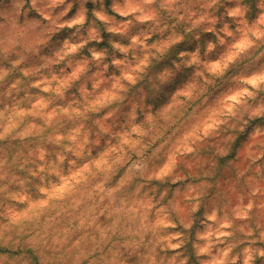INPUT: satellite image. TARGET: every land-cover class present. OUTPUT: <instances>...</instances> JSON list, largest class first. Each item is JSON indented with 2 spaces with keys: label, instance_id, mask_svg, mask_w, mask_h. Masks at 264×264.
Returning a JSON list of instances; mask_svg holds the SVG:
<instances>
[{
  "label": "clouds",
  "instance_id": "clouds-1",
  "mask_svg": "<svg viewBox=\"0 0 264 264\" xmlns=\"http://www.w3.org/2000/svg\"><path fill=\"white\" fill-rule=\"evenodd\" d=\"M0 9L18 27H53L25 49L39 58L30 69L26 34L0 23V264H192L189 244L197 264L264 261V124L242 166L239 148L221 165L233 155L222 146L211 172L200 165L211 141L264 120V0ZM253 56L257 68L233 71Z\"/></svg>",
  "mask_w": 264,
  "mask_h": 264
},
{
  "label": "rangeland",
  "instance_id": "rangeland-1",
  "mask_svg": "<svg viewBox=\"0 0 264 264\" xmlns=\"http://www.w3.org/2000/svg\"><path fill=\"white\" fill-rule=\"evenodd\" d=\"M108 4H109V0H105V7L106 8L108 7ZM88 7H89V9H91L92 5L89 4ZM14 15H15V13L13 11L6 10V9H0V23H7L8 25L11 26V29L14 32H22V33L26 34V44L24 45V47L19 49V54L23 55L25 57V64L23 66L28 67L30 69H34L35 67L38 66L39 58L33 57L31 54V51H26L25 49H31L33 45L43 46L46 43V38L44 35H42V33L52 32L53 27L51 25H46L42 28H36L34 25L24 23V22H21L20 26L18 27L16 21L13 19ZM33 15H35V13H33ZM98 27H101V29H102L103 26L98 25ZM134 31H135V29H134ZM177 31H182V28H177ZM201 31H202V29H201ZM60 35L62 36L63 33H61ZM207 38L208 37H205V39H207ZM153 39L155 40L156 37H153ZM186 39H190V37H186ZM107 40H108V36H107V34H105V44L102 45L103 47H108ZM53 42H54V40H53ZM125 42H126V40H125ZM97 47H101V45H97ZM180 47H185V45H181ZM201 47L203 48V41H201ZM46 51H47V49H46ZM175 52H176V49H173V51L169 54V57L163 58V64H156V62L154 61L153 62V64H154L153 70H156L157 68L163 67V65H165V64H167V65H169V67H171V65L169 63V58L174 57ZM109 53L111 54L110 48H109ZM4 62L5 61L3 58V54L0 53V63H4ZM260 63L264 64V61H261ZM257 67H258V65L255 62V59L253 56V57H249V58L245 59L241 64L235 66L233 71L234 72L237 70L245 71L248 69H255ZM109 71H112V69H110ZM187 75H188L187 72L181 73L177 77L176 83L179 84L181 81H183L187 77ZM229 75H231V73ZM19 76H20L19 70H16V71H14L13 76L10 77V79H14V78H17ZM83 79L85 81H88L89 77L86 76ZM223 85H224V82L217 81V87H222ZM89 87H90V84H89ZM172 87H174V85L170 86L168 89H166V91H171ZM201 87H203L202 84H201ZM77 89H78V85H74L70 94H76ZM32 91H33V93H36L37 90H32ZM214 91H215L214 88L209 87L208 88V95H211ZM21 95H23V93H21ZM149 95L151 96V91H149ZM136 98L137 97H136L135 90L131 91L129 93V102H131L132 100H134ZM161 100H163V97L161 98ZM0 101H3L4 103L8 102L4 99L3 96H0ZM153 102L159 103V101H153ZM194 107L195 106H191L189 108V111L191 112ZM93 118L94 117L90 116L89 120L87 121V127L94 129L95 125L92 123ZM64 123L67 124V121H64ZM255 124H264V120H262V119L250 120L248 122V125H247V130L244 133H241L239 131H235V132L230 133L231 135L236 137L234 141L226 140L225 137H223V136L211 141L203 149L204 158L200 161V165L207 167L209 172H211L215 168V165L213 164L212 159H211L213 152L215 151V149L217 147L222 146L225 148H230L233 155H230L229 157L220 160V164L225 165V164H227V160L234 159L235 158V155H234L235 151L237 148H239L240 149V158L238 160V164L242 166L245 158L247 157L248 147H249V145H251L254 142L249 134L252 131V126ZM191 167H192L191 164L184 165L185 170H187ZM193 174H195V173H193ZM225 175H227V173H225ZM262 222H264V221H262ZM185 251H186V254H188L190 257H192V264H197L195 257L193 256L190 244L188 245V247L186 248ZM256 264H264V261L257 260Z\"/></svg>",
  "mask_w": 264,
  "mask_h": 264
}]
</instances>
